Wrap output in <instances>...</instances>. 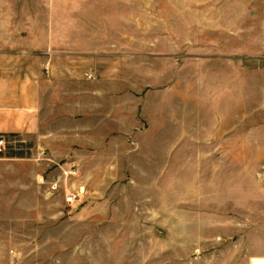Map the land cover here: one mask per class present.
<instances>
[{
	"label": "rangeland",
	"instance_id": "obj_1",
	"mask_svg": "<svg viewBox=\"0 0 264 264\" xmlns=\"http://www.w3.org/2000/svg\"><path fill=\"white\" fill-rule=\"evenodd\" d=\"M0 50L25 51L31 69L33 56L89 55L88 72L123 96L122 110L106 112L105 142L66 135L59 120L57 164L31 139L1 154L14 159L0 176L8 264H227V207L264 198L227 196L206 129L194 135L186 118L183 135L179 122L184 111L259 110L264 0H0ZM138 119L158 132H114ZM261 152L250 151L252 169ZM71 166L67 188L81 194L70 207L65 185L49 182Z\"/></svg>",
	"mask_w": 264,
	"mask_h": 264
},
{
	"label": "crops",
	"instance_id": "obj_2",
	"mask_svg": "<svg viewBox=\"0 0 264 264\" xmlns=\"http://www.w3.org/2000/svg\"><path fill=\"white\" fill-rule=\"evenodd\" d=\"M48 55L33 56L31 69L26 65L29 57L25 51L0 50V136L13 142L31 139L40 149L45 147L50 151V160L57 164L53 142L57 138L58 121L62 120L61 132L66 135L80 134L82 141H88L90 135H97L98 142H105L106 112L109 109L122 110L123 96L108 93L105 79L88 72L89 55H75L68 50ZM224 62H230L231 67L233 65L232 58H225ZM242 96L243 102H249L247 94ZM257 102L258 111L245 108L237 112L216 111L203 116L195 110L188 117L184 111L179 122V127L184 129L185 125L191 124L188 119L192 118L194 135L201 134L202 127L206 129L204 133L209 134L208 149L220 151V157L216 154L215 161L213 159L211 163V172L216 176L213 180L227 183V196L264 198V94L259 95ZM158 128L149 126L142 129L138 119L134 125L114 132L142 136L158 132L155 131ZM160 130L166 133L164 127ZM179 133L185 135V129ZM64 140L68 141L66 137ZM144 143L147 142H139L138 148L141 149ZM165 148L169 149V146ZM254 150L262 152L252 169L250 151ZM1 154L0 176H3L4 167L14 159ZM92 154L86 149L81 159L91 160ZM70 190L78 191L75 186ZM4 198L8 197L0 189V213ZM226 213L227 264H264V202L245 205L243 200L231 209L227 207ZM230 214L233 215L230 217ZM234 214H241V218L236 219ZM251 214L256 216L250 218ZM6 242L7 239L0 233V247ZM0 264H8V259L1 256V248Z\"/></svg>",
	"mask_w": 264,
	"mask_h": 264
},
{
	"label": "built area",
	"instance_id": "obj_3",
	"mask_svg": "<svg viewBox=\"0 0 264 264\" xmlns=\"http://www.w3.org/2000/svg\"><path fill=\"white\" fill-rule=\"evenodd\" d=\"M13 141H9L4 136H0V154L6 151L7 147L13 145ZM62 170V174L60 176L53 177L49 182V190L52 192H57L62 190L65 185L67 196L64 198V203L67 206H73L78 202V199L81 194L80 191H71L67 188L66 182L69 179H76L78 176V169L75 166H71L68 170Z\"/></svg>",
	"mask_w": 264,
	"mask_h": 264
}]
</instances>
